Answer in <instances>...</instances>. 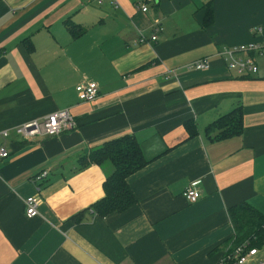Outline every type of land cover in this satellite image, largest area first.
<instances>
[{"label":"crops","instance_id":"crops-1","mask_svg":"<svg viewBox=\"0 0 264 264\" xmlns=\"http://www.w3.org/2000/svg\"><path fill=\"white\" fill-rule=\"evenodd\" d=\"M253 43L264 48V0H0V131L63 110L77 122L7 141L0 264H218L234 234L228 210L264 212V54L249 55L258 71L245 76L219 56ZM204 58L209 70L186 68ZM86 80L95 102L78 98ZM239 106L241 135L210 140L205 129ZM126 135L148 162L128 180L137 204L72 222L114 171L109 161L78 171V159ZM193 184L202 196L190 204ZM29 197L40 199L34 218Z\"/></svg>","mask_w":264,"mask_h":264},{"label":"trees","instance_id":"trees-1","mask_svg":"<svg viewBox=\"0 0 264 264\" xmlns=\"http://www.w3.org/2000/svg\"><path fill=\"white\" fill-rule=\"evenodd\" d=\"M211 20L208 13L207 21ZM73 35H76L73 32ZM242 108H235L230 113L220 117L205 129V134L213 141H223L238 137L242 133ZM185 129L189 139L198 135V129L193 121L187 122ZM109 161L113 173L103 184L104 197L88 209L75 215L71 221L80 224L91 212L100 218L113 214L124 213L137 204V198L132 192L128 180L147 164L140 145L134 136H123L106 142L87 157L77 161L76 170L86 169L90 164L100 165ZM228 216L234 230L233 236L222 244L226 252L247 246L249 249L264 250V212L244 202L231 207Z\"/></svg>","mask_w":264,"mask_h":264},{"label":"built area","instance_id":"built-area-1","mask_svg":"<svg viewBox=\"0 0 264 264\" xmlns=\"http://www.w3.org/2000/svg\"><path fill=\"white\" fill-rule=\"evenodd\" d=\"M147 7L142 6L141 11L147 12ZM158 32V30H157ZM144 41V40H143ZM151 41H157V34L154 33ZM244 53L247 55L243 56ZM255 53L258 55L264 54V48L260 44H250L236 46L229 49H224L219 56L225 60L230 71L237 72L240 76L256 74L258 67L252 57L249 55ZM188 70L193 71H207L210 69L209 59L204 58L195 61L186 67ZM78 98L81 102L92 103L99 97V87L97 83L86 80L76 87ZM77 128L75 118L68 110L52 113L25 124H22L12 131H0V159L6 160L10 156L7 149V141L13 134L21 141H32L42 137L58 136L62 133L72 131ZM47 177L46 173L40 174L34 178L33 181L41 182ZM184 198L190 204H195L201 199V192L197 184H193L186 189L183 194ZM40 199L38 197H29L25 200L26 216L34 218L38 215V207ZM264 252L258 249H249L247 246L240 247L234 252H226L222 254L218 264H264Z\"/></svg>","mask_w":264,"mask_h":264},{"label":"rangeland","instance_id":"rangeland-1","mask_svg":"<svg viewBox=\"0 0 264 264\" xmlns=\"http://www.w3.org/2000/svg\"><path fill=\"white\" fill-rule=\"evenodd\" d=\"M263 252H264V250H263ZM264 254V253H263Z\"/></svg>","mask_w":264,"mask_h":264}]
</instances>
